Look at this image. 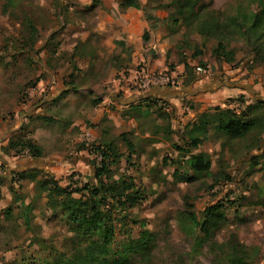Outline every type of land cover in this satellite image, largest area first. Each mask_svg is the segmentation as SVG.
I'll return each instance as SVG.
<instances>
[{
  "label": "rangeland",
  "instance_id": "obj_1",
  "mask_svg": "<svg viewBox=\"0 0 264 264\" xmlns=\"http://www.w3.org/2000/svg\"><path fill=\"white\" fill-rule=\"evenodd\" d=\"M137 1L139 7L126 8L139 9L145 23L127 33L118 14L112 19L98 9L88 17L74 14L99 0L71 2V9L70 0H0V168L5 171L0 174V264H65L67 259L92 264L79 261L87 242L69 229L60 208L48 205L38 182L46 174L69 189L93 182L101 155L92 146L103 141H110L118 155L109 164L114 177L132 176L143 196L114 213L113 247L138 240L143 230L154 235L147 253L132 254L121 264H223L219 252L199 238L204 213L216 204L221 218L210 225V240L235 236L252 251L251 264H264V40L260 29L250 28L257 0H191L183 11L184 0ZM230 16L236 22L216 33L213 23L222 25ZM28 19L37 29L32 50L24 45L30 41ZM75 20L86 31L78 38L94 35L88 38L93 58L71 54L77 37L66 28ZM117 34L130 41L108 53ZM218 40L232 50L230 61L214 56ZM225 68L244 72L239 84L246 92L234 91L222 105L216 96L197 97L213 81L238 82L216 76ZM141 69L171 76L175 84L139 88ZM204 76L209 81L196 84ZM157 87L187 90L172 108L161 99L147 106L133 103ZM215 106L246 110L254 128L231 138L210 125L205 136L193 133L200 143L189 148L185 123ZM24 140L38 146L41 156L24 148ZM187 150L208 154L210 169L190 171ZM24 171L34 176L12 178ZM80 193L85 192L74 195Z\"/></svg>",
  "mask_w": 264,
  "mask_h": 264
},
{
  "label": "trees",
  "instance_id": "obj_2",
  "mask_svg": "<svg viewBox=\"0 0 264 264\" xmlns=\"http://www.w3.org/2000/svg\"><path fill=\"white\" fill-rule=\"evenodd\" d=\"M137 0H120L121 8L131 5L139 7ZM191 0H184L179 5L181 11L190 7ZM250 28L260 29L259 34L264 40V0H257V11L250 14ZM236 16L228 17L221 25L213 23L212 28L217 31L227 30L236 22ZM28 30V39L24 45L28 50H32L37 40V29L34 27L30 19L26 20ZM147 31L143 34V40H147ZM28 43V44H27ZM232 50L227 45L218 40L213 49V54L224 61H230L232 58ZM258 53V52H257ZM241 100V99H240ZM159 101L157 98L143 99L144 105H151ZM164 102L163 100H160ZM241 102V101H240ZM165 103V102H164ZM246 110L236 111L230 107L215 106L214 108L198 114L196 121L189 128L190 139L189 148H196L200 139L193 135L194 132L204 134L207 127L212 125L215 130L223 133L231 138L243 137L255 126V119L248 118ZM43 119H46L45 117ZM24 142V143H23ZM11 143V142H10ZM24 144V148H28L34 156H41V149L29 140L20 141ZM99 146H92V149L101 155L98 165L93 166L94 181L84 183L81 188L69 189L66 186L59 185L50 174H46L44 178L39 180V187L48 197V205L52 208H60L67 219L69 229L74 231L76 237L85 239L87 242L85 251L78 257L79 261H86L92 264H121L127 261L132 254L147 253L154 239V235L148 230H143L138 240L132 242H124L119 248L113 247L115 224L117 217L115 212L124 211L136 205L143 196L142 188L134 182V178L130 175L121 174L114 177L109 164L116 161L118 155L115 153L110 141H103ZM130 152L133 150L132 144L126 141ZM187 142L184 140V144ZM12 145V144H11ZM184 147V146H183ZM182 145H176V149H183ZM88 149L89 148H85ZM185 149V148H184ZM190 152V150H187ZM186 163L192 172H205L210 169L211 161L208 154L203 152L190 153ZM12 174H16L12 171ZM27 171H24L12 178L25 179L33 177ZM75 196V193L79 192ZM233 203V200L230 201ZM219 205H213L207 208L204 213V219L199 224V230L202 235L199 238L202 242H208L213 251H218L223 264H251L252 251L246 244L239 241L235 236H231L221 243L210 240V225L221 218L217 214ZM189 220L193 224H197L196 217L193 213H188ZM143 226V223H140ZM198 225V224H197ZM65 264H74L72 260H66Z\"/></svg>",
  "mask_w": 264,
  "mask_h": 264
},
{
  "label": "crops",
  "instance_id": "obj_3",
  "mask_svg": "<svg viewBox=\"0 0 264 264\" xmlns=\"http://www.w3.org/2000/svg\"><path fill=\"white\" fill-rule=\"evenodd\" d=\"M119 1L120 0H116V2L114 1V2L111 3V1H109V0H99V2L96 3L95 5H93L91 8L79 7L77 10H75L74 14L77 15V13H78V14H80L82 16L84 15V17H88V15L91 14L92 10H96V9H98V11H100L99 12L100 15L102 13H106V14L108 13V16H106V19L107 18L108 19H112L111 16L113 17L114 14L115 15L118 14L119 17H122L123 21L125 20L127 22V24L122 25V28H120L121 30L123 29L122 31L127 32V33H128V31L130 29L133 28V25L134 26L141 25V24L144 25L145 21H144V19H141L142 13H141V11L139 9H137V8L134 9V8H131V7L121 8L119 6ZM71 2L72 3H77L80 6H81V4L82 5H87L88 4L87 3L88 0H87V2H86V0H70V4L68 3V8L69 9H71V6H72ZM99 22H97V23H99ZM74 23L75 24L69 23L68 28H66L68 33H72L73 35H76V37H77L76 40H75L76 43H74L73 46H72L73 48H70V50L73 49V52H71V54L78 55V56L83 54V55H86L87 58H93L91 56H95L96 55V51H94L93 48L89 49V40H88V38L89 37L93 38L94 35L91 34L92 36H88L86 34H81L80 38H78V35H79L80 32H86V31L81 29V27H83V26L76 25V24H78V23H76V20H75ZM94 30H95V28H94ZM75 31H77V33H75ZM122 35H124V34L122 33ZM116 37H119V38L115 39ZM115 38H114V42H113V44L111 46V49L107 51L108 53H112L114 51H117L118 49L122 48L127 43V41H130V39L124 40L123 36H120V34H117L115 36ZM120 39H122V40H120ZM77 45H79V46L77 47ZM80 46L87 47L88 51H85V50L81 51L80 48H79ZM97 46H99V45H97ZM44 49H45V47H43L42 51ZM98 53H99V51H98ZM122 55H124V54L122 53L121 56ZM121 56L117 55L116 59L117 58L120 59V60L123 59L122 58L123 56L122 57ZM227 75H229L230 77L233 76L232 79H239L238 82H231V83H226L225 82L224 83V82H218V81L214 82L213 81L210 84L203 85L202 88H201V92H200V94H197V97H200V98H202V100L206 101L207 99H209V98H211L213 96H216V99H221V100H218V101H220V105H222V104H225L223 100L226 97L232 96V93H235L234 91L237 90L238 92H241V93L246 92V86L243 85V84H239V83H243V81H244V79L241 78L242 75H244V72H238V70H234L233 71V70H229V69L225 68V74L224 75H222V72H221V73L217 74L216 76H218L219 78L222 79V78H226ZM208 81H209V77L208 76H204L203 78H199L195 82H196V84H199V83H207ZM186 90L185 91L184 90H179V89H176L175 87H160V88L157 87V88L151 89V91L148 92L143 97H141L140 100H136L133 103L137 102L138 104H144L143 99H145V98H157V99L163 100L167 105H171V108H172V106L176 102L177 97L181 98L182 95L185 94ZM167 97H170V100L172 102L170 100H168ZM201 109H198V110L201 111ZM195 121H196V118L194 117V118H192V122L189 123V120H188L187 123H185V126L190 128L191 124L193 122H195ZM179 128H182V127L180 126ZM178 133L182 134L183 132L182 131H178ZM202 135L205 136V133L202 134ZM190 153H192V152L190 151Z\"/></svg>",
  "mask_w": 264,
  "mask_h": 264
},
{
  "label": "built area",
  "instance_id": "obj_4",
  "mask_svg": "<svg viewBox=\"0 0 264 264\" xmlns=\"http://www.w3.org/2000/svg\"><path fill=\"white\" fill-rule=\"evenodd\" d=\"M197 71H203L200 66L196 67ZM138 85L139 88L146 89L148 86L153 84H175V81L172 80L171 76H167L164 74H154L152 72H146V70H142L138 75ZM0 174H5V171L0 168Z\"/></svg>",
  "mask_w": 264,
  "mask_h": 264
}]
</instances>
